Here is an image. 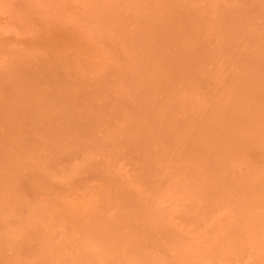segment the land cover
<instances>
[{
  "label": "rangeland",
  "instance_id": "1",
  "mask_svg": "<svg viewBox=\"0 0 264 264\" xmlns=\"http://www.w3.org/2000/svg\"><path fill=\"white\" fill-rule=\"evenodd\" d=\"M185 2H194L193 4L196 8L204 12L203 23L206 29L203 34V39L205 40L208 56L204 60L203 65L193 73L191 78L183 79V81H181L183 84L179 83L180 81L174 84L176 89L175 87L173 88L174 85L166 89L163 88L164 85L157 87L153 102H149L145 98L136 100L135 102L137 104L127 100L120 101V93L119 96H117V94L119 91L122 92L124 88L122 87L119 89L118 87L123 86L124 83H121V86H119L120 83H118V80H126L124 77L125 75L123 76L124 79H121L122 76L121 78L119 77L118 80L113 78V80L111 79L109 87H105L106 90L108 88L109 91L104 89V92H101L102 90H99L101 96V98L99 97L100 101L103 100L105 103L108 102L110 104L109 109L114 111L113 115L110 112V116L106 115L107 120L92 122L87 115H84V113L95 110L93 106L89 107L83 105L75 107L74 110L78 111L73 122L61 123L66 129H62L61 127L56 129L53 127L54 131L46 135L50 145L55 147L56 150L46 153L42 157V163L33 157L39 154V151L31 149L30 147L26 149L30 154L26 153L25 155H28L29 158L26 160L24 159V162L15 170L20 174H26L28 170L37 169L35 172L37 173V177H34V188L30 190L23 186H16L15 182L8 186L3 181L2 176L0 177V198H2L0 200V264H264V220L255 222L253 224L254 226L252 225L248 231L240 229V240H235L234 237L231 236L232 230L235 229L236 226L238 228L239 224L244 221L248 206L250 209H255L257 212L263 210V207H259V205L250 202L247 195L243 193L244 188L249 185H245L243 188L239 187V184H241L240 182L243 181L246 176L245 174H247L246 166H237L235 171L232 170V175L235 176L228 182H219L218 179L210 180L207 169L208 166L197 167L193 164L191 166V163H188L185 158L184 150H182L181 145H179V141L185 136V132L181 129L183 125L182 120L191 116L193 120L200 122L202 120L200 113L203 112V109L218 108V105L220 109L224 108L225 105L230 102L233 94L231 91L232 88H226L225 80L227 82L228 78L239 69L238 67L242 66V64L245 65L244 62L249 60L252 54L258 51V48L261 49L264 46V41H262V39L264 40V0H253V2L252 0H185ZM180 3L182 4H179L181 7L178 9L182 14L184 12L182 9L184 8L183 0ZM24 5H26L25 2L18 4L17 7L19 12L25 10L26 6ZM43 9L41 15H44L45 11V15L47 16L48 10L46 11L45 8ZM5 15L3 17H6ZM260 15H262V18ZM41 17L43 18V16ZM1 19L4 21L3 18ZM7 19L6 17L5 20ZM5 36L11 39L14 46H18L22 38L23 40L26 39V41L34 40L33 42L37 44L43 43V39L41 38H24L23 36L21 37L20 34L10 35V33H7ZM201 47L203 48L202 43L196 45V48L200 52H202ZM25 51L28 56L26 58L22 57L21 59H15L12 64L20 65L21 67L35 72L46 62L53 60L51 57H41L32 60L29 50L25 48ZM218 52L219 54H217ZM236 55L239 57H236ZM248 55L250 57H248ZM239 59H242V62L239 61ZM234 63L239 65H235V67L233 65ZM215 67H217V70H215ZM228 69L230 71H228ZM194 78L198 79L195 80ZM223 78L225 80H223ZM185 80H189V82ZM123 82H127V80ZM194 82L198 84L194 85ZM127 83L125 84L127 85ZM214 83H216V85ZM116 85H118V87ZM195 86L200 87L195 88ZM210 86L211 89H208ZM125 87L126 93L128 91V96L131 97L133 93L131 86L129 88L128 84V86ZM113 88L115 91L117 90V93H114ZM228 89L229 91H227ZM108 92H110V94H107ZM123 93V95L127 96L125 92ZM202 94H204V99L202 98ZM198 98L200 100H198ZM240 100L241 101L238 102L245 105L243 99ZM150 103L151 106L149 105ZM204 103L209 105L206 106ZM243 104L242 106H244ZM162 106L165 110L167 109V111H165ZM144 107L148 108V116L142 113V108ZM150 109L153 110L158 117L155 116ZM119 112H122L121 116ZM172 115H174V117ZM114 117L117 118L113 120ZM56 122L51 125L54 126ZM65 123L67 124L65 125ZM12 124L16 126L14 121L12 123L9 122L8 125L12 126ZM168 124L171 126H168ZM98 126L99 129L97 128ZM128 127H131V129ZM132 128H135L137 133ZM184 130L188 133L186 127H184ZM148 131L150 133L146 135ZM173 132L174 135L172 134ZM3 133H5L4 128H1L0 139ZM159 134L160 136H158ZM178 134L179 137H177ZM28 136L29 135H26V137ZM174 138L177 140L175 141ZM72 141L74 142L73 144ZM56 144H59L60 147L58 148ZM67 149H69V151ZM16 151L18 155V150ZM5 153H2L0 156ZM260 157L259 155L258 158L260 159ZM32 160L38 161L39 165L33 166ZM257 167V175L262 176L264 170H262L261 166ZM44 170H46V173ZM202 170L204 171L202 172ZM205 174L208 176V179H206ZM47 178L48 180H46ZM73 178L74 180H72ZM215 181H218V183ZM223 184L225 185L223 186ZM235 184L238 186L236 187ZM226 187L228 189H226ZM4 192H6V194ZM80 193L82 194L80 195ZM241 193L243 194L241 195ZM103 194L104 197H102ZM106 194L108 196H106ZM132 196H134V198ZM101 198L104 199L106 205L108 204L107 206L103 203ZM223 198L224 200H221ZM44 202L48 203V205ZM51 203H53V205ZM34 204L38 205V207ZM56 207L57 209L54 211ZM79 208L83 211L81 210V212ZM102 208L105 209L103 210ZM48 209L52 210V212L50 210L48 212ZM69 210L72 211V213ZM67 212H70V215H66ZM73 212L75 215H73ZM46 213L47 215L50 213V216H47ZM60 213L61 215H59ZM52 214H56L57 216L53 217ZM58 215L61 218L58 217ZM99 215L104 216L99 217ZM42 217L45 219H42ZM68 217H70V219ZM74 217L81 218L77 219ZM88 217L91 219L89 220ZM66 219L69 221H66ZM74 219H76L75 222L77 221V223L74 222ZM89 226L91 227L90 229ZM133 228L136 230H133ZM12 229H15V231L13 232ZM117 229L119 231H117ZM230 229L231 231H229ZM146 230H148V232ZM3 232L6 233L4 234ZM133 233L135 235H131ZM14 235L16 236L14 237ZM70 236L74 238L72 239ZM5 237L11 238L8 240V238ZM13 238H15L17 242ZM112 239H114V241ZM104 243L105 245H103ZM70 244L72 246H70ZM62 245L63 248L61 247ZM64 245L70 250L64 249ZM20 257H22V259Z\"/></svg>",
  "mask_w": 264,
  "mask_h": 264
},
{
  "label": "bare ground",
  "instance_id": "2",
  "mask_svg": "<svg viewBox=\"0 0 264 264\" xmlns=\"http://www.w3.org/2000/svg\"><path fill=\"white\" fill-rule=\"evenodd\" d=\"M181 1L182 0H0V129L4 128V131H5V133L2 134L1 139H0V155L2 153L6 152L2 156H0V177L2 176L5 184H7L9 186L13 182H15L16 186H23V187H26L30 190L34 188V186H33L34 177H37V173H35L37 171V169L28 170V172L26 174H20L15 169L19 165H21L22 162H24L23 161L24 159L26 160L29 158L28 155H25L26 153H29L26 151V149H29V147L31 149H35V150L39 151V154H36L33 157L41 163L43 160L42 157L46 153L54 152L56 150L55 147L50 145L49 139L46 135L49 132L54 131L53 127H55L56 129L58 127H61L62 129H64L65 126L61 125V123H63V122H73L74 118L76 117V113L78 111V110H74L75 107H79V106H83V105L89 106V107L93 106L94 107L93 109H95V110L88 112V113H84V115H87V117L92 122H100V121L107 120L106 115H109V112L112 113V115H113L114 111L112 109H109L110 104L108 102L105 103L103 100H101V101H103V102H101L99 99V97L101 98L99 90H102L101 92H104V89L106 90L105 87H109L111 79L113 80V78H114L115 80H118V78L119 77L121 78V76H122L121 79H124L123 76L125 75L124 77L128 83L123 82L126 80H123V81L118 80L119 81L118 83H120L119 86H121V83L122 84L127 83V85L125 84V86H128V84H129V88L131 86L133 93L131 94V97H129L128 96L129 92L127 91V93H126V90H125L126 87L124 86V84L121 87H118V85H116L119 89L122 87L124 88V90L121 89L122 92H120V91L118 92L117 96H119V93H120V99H119L120 101L121 100H127V101H132V102L136 103L135 102L136 100L143 99V98H145L149 102H153V98L157 92V90H156L157 87L164 85L163 88L166 89V88H169L170 86L176 84L179 81H180L179 83H181V81H183V79L191 78L193 73L195 71H197L198 68L203 65L204 60L208 56L207 49H206L205 42H204L205 40L203 39V34L205 32L206 26L203 23L204 12L199 11L196 8V6L193 4L194 2L189 3V2H185V0H183L184 8H182V9L184 10V12L181 14V12L179 11V9L181 7L179 4H182V3H180ZM21 2L26 3V5H24V6H26V8H25V10H23V11L20 10L21 12H19L17 6ZM252 2H253V0H252ZM242 4H244V3H242ZM13 5H14V7H13ZM255 6H256V4H255ZM236 7H237V5H236ZM43 8H45L46 11L48 10L47 16L45 15L46 14L45 11H44V15L43 14L41 15V13H43L42 12ZM246 8H247V6H246ZM247 13H249V12H247ZM5 14H7V15H5ZM4 15L8 18L7 20H5L6 17H3ZM40 15L43 16V18ZM260 17L262 18V15H260ZM1 18H3L4 21H2ZM235 20H236V18H235ZM239 23H241V22H239ZM236 24H238V23H236ZM238 27H239V25H238ZM236 28H237V26H236ZM7 33H10V35L20 34L21 37L23 36L24 38L25 37L41 38V39H43V43L37 44V43L33 42L34 40H27L26 41V39L23 40V38H22V39H20L19 45L14 46L11 39H9V38H7V36H5ZM223 35H224V33H223ZM259 41H261V40H259ZM262 41H264V40L262 39ZM200 43H202V46H203V48L201 47L202 52H200L196 48V45L200 44ZM251 44H252V41H251ZM25 48H27L29 50L30 58L32 60H36V59L41 58V57H51L53 60L46 62L43 66H41L35 72L30 71V70L26 69L25 67H21L20 65L12 64V62H14L15 59H21L22 57L26 58L28 56L27 52L25 51ZM212 49H213V47H212ZM249 50H251V49H249ZM257 50L258 51H255L249 60H246L244 62L245 65L242 64V66L238 67L239 69L236 70V72L231 77L228 78L227 82L223 78V80H225V83H226L225 85L227 86V87L226 86L225 87L226 88H232L231 91L233 92V94H232L230 102L227 103L225 105V107L222 109L219 108V105H218V108H214L212 106L214 109H203V112L200 113L201 118H202V120L200 122L193 120L191 116L183 119L182 120L183 125L181 126V129H183V132H185V136L183 139H181V141H179L180 142L179 145H181L182 150H184L185 158L187 159L188 163H191V166H192V164L196 165L197 167L208 166L207 169H208L210 180L218 179L219 182L220 181H222V182L227 181L228 182L233 178V176H235V175H232V172H231L232 170L235 171L237 166H241V165L246 166L245 168L247 169V174H245L246 176L244 177L243 181L240 182L241 184L238 183L239 187L243 188L245 185H249V186H246L244 188V190L242 189L243 193L247 195V198L250 202H252L255 205H259V207H263L262 208L263 210L262 211L260 210V212H257L255 209H250L249 206L247 207L248 210L247 211L245 210L247 213H245L246 215H245L244 221L241 220L242 222L239 224L238 228H237V226H236V228L234 227L235 229L232 228L233 230L231 232V236H233L235 240H240V231H239L240 229L243 231H248L255 222H257L258 220L259 221L264 220V177H263L264 174L262 176L257 175L258 174L257 173V171H258L257 166H261L262 170H264V46L261 49L258 48ZM240 52H242V51H240ZM243 52H244V50H243ZM217 54H219V52ZM249 55H248V57H250ZM236 57H239V56L236 55ZM243 57H244V55H243ZM239 61L242 62V59L241 60L239 59ZM213 62H214V60H213ZM205 65H207V64H205ZM233 65L235 66L236 64L234 63ZM237 65H239V64H237ZM212 66H213V64H212ZM234 66H233V69H234ZM219 67H220V65H219ZM215 68H216L215 70H217V67H215ZM209 71H211V70H209ZM228 71H230V70L228 69ZM209 74H211V73H209ZM228 74H230V73H228ZM194 79L197 80L198 78L197 79L194 78ZM185 81L189 82V80H185ZM192 83H193V81H192ZM181 84H183V83H181ZM196 84H198V83H195L194 85H196ZM214 84L216 85V83H214ZM111 85H112V83H111ZM186 86H187V84H186ZM174 87H175V85L173 86V88ZM177 87H178V85H177ZM196 87H200V86H195V88ZM217 87H219V86H217ZM175 89H176V87H175ZM208 89H211V86H210V88L208 87ZM215 89H216V87H215ZM113 90H114V88H113ZM106 91H109L108 88ZM116 91L114 90V93ZM184 91H185V88H184ZM200 91H201V89H200ZM227 91H229V89ZM123 92H125V94H127V96L123 95L124 94ZM192 93H193V91H192ZM107 94H110V92H108ZM197 94H198V92H197ZM214 94H215V92H214ZM183 96H184V94H183ZM183 96H181V97H183ZM190 96H191V94H190ZM203 96H204V94H202V98L204 99ZM185 98H186V96H185ZM240 99H243L245 105L243 103H239L241 101ZM198 100H200V99L198 98ZM120 101H119V103H120ZM170 102H172V101H170ZM206 102H207V100H206ZM208 103H210V102H208ZM188 104H190V103H188ZM204 104H206V103H204ZM242 104L244 106H242ZM149 105L151 106V103ZM184 105H185V103H184ZM208 105L209 104H206V106H208ZM215 105H217V104H215ZM146 106H147V104H146ZM210 106H211V104H210ZM140 107H142V106H140ZM171 107H170V109H171ZM83 108H85V107H83ZM138 109H139V107H138ZM195 109H197V108H195ZM164 110H165V108H164ZM164 110H163V112H164ZM142 111H143L142 112L143 114H146V115L148 114V108L144 107V108H142ZM151 111H153V110H151ZM165 111H167V109ZM174 111H173V113H174ZM188 111H189V109H188ZM191 111H193V110H191ZM121 113L122 112H119L120 116H121ZM153 114L155 116H157L154 111H153ZM176 114H178V113H176ZM127 115H129V114H127ZM172 116L174 117V115H172ZM115 118H117V117H114V119L113 118H110V119L115 120ZM147 120H149V119H147ZM13 121L16 123V126L14 124H12V126L8 125L9 122L12 123ZM120 121H122V120H120ZM54 122H56L55 125L54 126L51 125ZM110 122H109V124H110ZM66 124L67 123H65V125ZM165 125H167V124H165ZM169 125L170 124H168V126ZM69 126H70V124H69ZM108 127H109V125H108ZM136 127H138V126H136ZM184 127H186V130L188 131V133L184 130ZM72 128H73V126H72ZM97 128L99 129V126ZM128 128L131 129V127H128ZM152 129H153V127H152ZM133 130H135V128ZM85 131H86V129H85ZM98 131H100V130H98ZM171 131H172V129H171ZM135 132H136V130H135ZM143 132H145V131H143ZM149 133L150 132L148 131L146 133V135ZM139 134H140V130H139ZM172 134L174 135V132ZM179 134L177 135V137H179ZM26 135H29V136L26 137ZM162 135H164V134H162ZM167 135H168V133H167ZM158 136H160V134ZM88 137H89V135H88ZM169 137H170V135H169ZM176 138H174L175 141L177 140ZM84 139H85V137H84ZM167 139H169V138H167ZM174 139H172V140H174ZM82 140H83V138H82ZM147 140H148V138H147ZM85 142H86V140H85ZM73 143L74 142L72 141V144ZM80 144H81V141H80ZM137 145H138V143H137ZM56 146L58 148L60 147L59 144H56ZM76 146H77V144H76ZM141 147L143 148L142 145H141ZM171 147H173V146H171ZM90 148H91V146H90ZM71 149H72V147H71ZM16 150H18V155H17ZM67 150L69 151V149H67ZM259 155L261 156L260 159L258 158ZM38 161L32 160L33 166L39 165ZM183 162H184V160H183ZM49 163H50V161H49ZM61 168H62V166H61ZM185 169H186V167H185ZM199 169H201V168H199ZM204 170H205V168H204ZM204 170H202V172ZM19 171H20V169H19ZM44 171L46 173V170H44ZM255 173H256V175H255ZM236 176H237V174H236ZM205 177H206V179H208L207 175ZM46 180H48V178ZM72 180H74V178ZM239 181H240V178H239ZM208 182H211V181H208ZM215 182L218 183V181H215ZM235 183H237V182H235ZM55 184H56V182H55ZM224 185L225 184H223V186ZM54 186H56V185H54ZM237 186L238 185H236V187ZM227 187H226V189H228ZM230 189H232V188H230ZM215 190H216V188H215ZM234 191H235V189H234ZM108 192H109V190H108ZM224 192H221V193H224ZM237 192H238V190H237ZM4 193L6 194V192H4ZM130 193H131V191H130ZM243 193H241V195ZM81 194L82 193H80V195ZM98 194H99V192H98ZM104 194H103V196L102 195L101 196L104 197ZM107 194H106V196H108ZM230 194H231V192H230ZM60 196H61V194H60ZM113 196H114V194H113ZM113 196H111V197H113ZM132 197L134 198V196H132ZM225 197H227V196H225ZM243 197H244V195H243ZM99 198H100V196H99ZM1 199L2 198H0V200ZM101 199H102L103 203H105V205H106V202H104V199L103 198H101ZM19 200H20V198H19ZM105 200H107V199H105ZM221 200H224V198ZM71 201H73V200H71ZM44 203H46V202H44ZM130 203H131V201H130ZM46 204L48 205V203H46ZM51 204L53 205V203H51ZM249 204H251V203H249ZM35 206L38 207V205H35ZM246 206H247V204H246ZM251 206H253V205H251ZM63 207H64V205H63ZM99 207H100V205H99ZM55 209H57V207L54 208V211H56ZM76 209H77V207H76ZM49 210L50 209H48V212H49ZM81 210L82 209H80V211ZM50 211L52 212V210H50ZM58 211H59V209H58ZM76 211H78V210H76ZM61 212H63V211H61ZM70 212L72 213V211H70ZM70 212L69 213L67 212L66 215L67 214L70 215ZM31 213H32V211H31ZM47 213H46V215H47ZM79 213H77V214L80 215ZM102 214H103V212H102ZM59 215H61V213ZM59 215H58V217H60ZM73 215H75V213ZM94 215H95V212H94ZM54 216H57V215L55 214V215H53V217ZM65 216H63V217H65ZM101 216L99 215V217H101ZM37 217H39V216H37ZM43 218L44 217H42V219ZM68 218L70 219V217H68ZM74 218H77V217H74ZM80 218H77V219H80ZM82 219H84V218H82ZM90 219L91 218H89V220ZM75 220L76 219H74V222H75ZM147 220H148V218H147ZM66 221H69V220L66 219ZM75 223H77V221ZM107 223H109V222H107ZM74 225H77V224H74ZM85 225H87V224H85ZM85 225H84V227H85ZM60 226H61V224H60ZM63 226H65V225H63ZM92 227H94V226H92ZM90 228L91 227L89 226V229ZM156 229H158V228H156ZM133 230H136V229L133 228ZM257 230H258V228H257ZM14 231H15V229L13 230V232ZM22 231H24V230H22ZM117 231H119V230L117 229ZM146 231L148 232V230H146ZM229 231H231V229ZM7 232H8V229H7ZM30 232H31V230H30ZM65 232H66V230H65ZM77 232H78V230H77ZM129 232H128V234H129ZM18 233H20V232H18ZM97 234H99V233H97ZM143 234H144V232H143ZM11 235H12V233H11ZM131 235H135V234L133 233ZM137 235H138V233H137ZM5 236H8V235H5ZM15 236L16 235H14V237ZM8 237H5V238H8ZM17 237H19V236H17ZM10 238H8V240ZM64 238H65V236H64ZM70 238H72V236H70ZM13 239L16 240L15 238H13ZM29 240H31V239H29ZM112 240L114 241V239H112ZM16 242H17V240H16ZM35 243H36V241H35ZM65 243H67V242H65ZM71 243H73V242H71ZM103 245H105V243ZM3 246H4V244H3ZM52 246H53V244H52ZM70 246H72V245L70 244ZM56 247H57V245H56ZM61 247L63 248V245ZM64 249H67L66 246ZM240 249H241V247H240ZM56 252H55V254H56ZM58 252H61V251H58ZM7 256H8V254H7ZM11 256H13V255H11ZM59 256H60V254H59ZM20 258L22 259V257H20ZM136 258H137V256H136ZM139 258H140V256H139ZM139 258H138V260H139ZM4 261H5V259H4ZM24 262H25V260H24ZM133 262H135V261H133Z\"/></svg>",
  "mask_w": 264,
  "mask_h": 264
}]
</instances>
